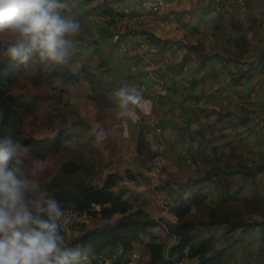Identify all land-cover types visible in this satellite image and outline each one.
Returning a JSON list of instances; mask_svg holds the SVG:
<instances>
[{"label":"trees","instance_id":"trees-1","mask_svg":"<svg viewBox=\"0 0 264 264\" xmlns=\"http://www.w3.org/2000/svg\"><path fill=\"white\" fill-rule=\"evenodd\" d=\"M93 1L84 0V3ZM121 1L96 0L97 5L87 9H80L76 2L70 5L74 8L72 11L84 19L85 25L90 23L93 15L102 20V14H112L115 6L129 8L130 12L121 10L117 13L118 20L109 22H117L124 16L133 20L136 14L141 17L140 12H133L127 2L122 4ZM136 8L142 13L147 10ZM121 38L122 35H116L115 42ZM153 42V47L161 45V40ZM98 51L96 56L104 63L103 52ZM77 63L74 56L63 65L40 63L38 60L22 65L3 54L0 59V112L4 114L0 135L10 130L24 145H31L37 158L69 152L74 158L62 162L59 170L42 186L59 199L63 207L87 210L93 219L103 220L97 226L82 223L74 234H64L70 246H83L89 254L90 264H121L129 258L133 249L144 253L142 264H180L187 260H193L192 264H241L236 258L238 237L234 233L237 230L250 237L249 242L244 244V250L253 244L264 248V218H241L243 211L252 208L263 215L261 203L264 195L259 180L264 178V119L260 110H254L249 116L250 110L243 111L241 122L244 126L249 124V127L239 132L240 151L229 137L223 136L227 139L223 147H229V150L220 151L212 158L210 168L205 169L201 176L188 180L189 187L193 189L181 195L177 203L170 207L175 217L170 222L151 216L145 208V200H131L122 186L126 180L133 179L131 169L119 173L111 168L112 160L105 159L104 146L107 143L113 147L117 144V139L110 136L105 124V113L110 106L107 90L97 83L96 75L89 67L81 65L78 68ZM232 68L235 72L236 68ZM82 76L91 89L87 95L92 104L90 110L78 109L73 99L80 93ZM28 90L35 92L28 93ZM44 92L48 97H42ZM42 103L55 107L53 115L59 119L60 125L48 141L26 138L25 125L29 119L38 117ZM58 108L61 111H57ZM94 127L105 129L107 135L103 140L90 134ZM246 131L250 132V137L243 136ZM146 133V128L140 124L136 149L139 155L152 160L154 150ZM105 169L108 171L102 180L96 182L95 179ZM223 174L249 179L254 186L253 199H244L240 206L235 204V193L238 191H232L236 186L231 179H221ZM69 178L71 182L67 181ZM208 179L213 182V189L219 196L217 200L213 199L214 204L209 202L210 192L205 186ZM92 204L100 207L96 209ZM156 227L164 228L165 233L173 237L167 257L163 255L165 243L154 230ZM144 236L148 240L143 242L142 249Z\"/></svg>","mask_w":264,"mask_h":264},{"label":"crops","instance_id":"crops-1","mask_svg":"<svg viewBox=\"0 0 264 264\" xmlns=\"http://www.w3.org/2000/svg\"><path fill=\"white\" fill-rule=\"evenodd\" d=\"M126 1L141 17L138 22L130 16L123 17L125 33L121 41L127 43L129 54L123 59L125 62L113 63L117 79L109 86V94L115 98L113 93L123 76L131 80L158 81L159 96L142 94L138 119L160 120L164 125L160 137L168 147L165 157L173 161L179 159L188 168L193 167L187 172L199 169L198 173L202 174L212 166L215 155L229 150L223 147L227 142L223 136L229 137L240 151L239 132L249 127L241 122L243 111L250 110L249 116L254 110H260L264 119V0H247L246 18L231 26L228 19L232 16L218 11L216 6L236 0H177L168 12L178 16L185 25L166 30L154 22L151 12L142 13L136 8L141 0ZM75 2L80 9H85L80 0ZM247 28L254 31L253 43L246 34ZM153 40H161V45L153 47ZM103 56L110 61L109 53L103 51ZM229 66L236 71H230ZM222 117H227L224 124L219 123ZM121 123L123 131L125 127H140L138 121ZM243 136L250 137V132L246 131ZM203 160L210 163L202 165ZM245 188L249 190V184ZM191 189L193 187L186 192ZM171 197L172 207L178 200L175 195ZM170 216L173 222L175 217L172 213ZM154 217L163 218V214ZM93 221L95 226L103 223L100 219ZM76 230L77 227H73L71 235ZM168 253L169 246L165 245L164 257Z\"/></svg>","mask_w":264,"mask_h":264},{"label":"clouds","instance_id":"clouds-1","mask_svg":"<svg viewBox=\"0 0 264 264\" xmlns=\"http://www.w3.org/2000/svg\"><path fill=\"white\" fill-rule=\"evenodd\" d=\"M80 32V20L68 0H0V53L9 60L68 64L73 37ZM113 95L114 115L135 122L141 89L122 83ZM3 120L0 112V125ZM90 134L103 140L107 132L94 127ZM123 134L128 135L126 127ZM43 171L30 162V149L10 130L0 135V264H90L83 246L66 241L65 209L41 185Z\"/></svg>","mask_w":264,"mask_h":264},{"label":"rangeland","instance_id":"rangeland-1","mask_svg":"<svg viewBox=\"0 0 264 264\" xmlns=\"http://www.w3.org/2000/svg\"><path fill=\"white\" fill-rule=\"evenodd\" d=\"M75 1L77 0H68L71 5H73V2ZM80 2L84 3V0H80ZM126 2V0L121 1L122 4H126ZM84 5L85 9H87L89 7H95L97 5V2L95 0L90 4L84 3ZM73 12L81 23V32L77 36L73 37V56L78 61L77 67L79 68L81 65H84L90 68V70L96 75L97 83L100 84L102 88L107 87L106 92L108 93L107 95L110 101V106L105 113V124L108 127L110 136H113L117 139V144L113 147L111 143H107L104 146V157L105 159L110 158L112 160L111 168L113 170L118 171L119 173H124L125 169L127 168L131 169L133 179L126 180L122 185L127 190V194L131 200L134 201L135 198L139 200H145V208L151 216L154 217L157 214H163V218L171 222L170 207L173 202L171 196H177L175 199L178 200L181 195H184L187 190H190L188 180L192 177L201 176L203 173L199 174V169H196V172H187V170L193 169V167L188 168V166L185 163L181 162V160L179 159L173 161L169 160L168 157H164V166L162 167L160 173V191L155 192L153 190V164L155 163V160L154 158L152 160H148L144 156H141L137 153L136 136L139 127L127 128L128 135L124 136V131L121 123L122 121L114 115V109L116 105L115 98H113L112 94H109V86L115 84V80L117 79L116 73H114L112 69L114 67L113 63L120 64L121 62H125L123 59H125L126 56H128L129 54V52L127 51L129 49L127 48V43L122 42L121 40L115 42L116 35L120 34L123 36V34L125 33L123 30L125 19L122 17L117 22H104L99 19L98 15H93L91 16L90 23L85 25L83 24L84 19L79 17L77 15V12ZM167 13V10H165V15H167ZM181 24L182 26L180 28L185 25V22L181 21ZM160 28L166 30L161 26ZM142 48L143 47H141L140 49ZM124 49H126V52L122 51ZM96 50L100 51H98V53H102L103 51L109 53L110 61H105L103 63L96 56ZM1 56L2 53H0V59ZM124 66V63H122V69H124ZM104 70L108 74V77L106 78H102L101 76ZM122 78H120V80ZM120 80H118V82H120ZM79 89V95H76L73 98L77 108L80 110L92 109V104L89 98L87 97L91 89L87 81L84 80V76H82V81L80 83ZM27 92L34 93L35 90H28ZM144 94L149 95V92L147 91ZM42 97H48V94L44 92L42 93ZM53 108L55 107L52 106L50 103H42L39 106L38 117L29 119L25 125L26 138H31L32 140L39 139L41 141H48L55 134L60 125V122L59 119L54 117ZM56 110L61 111V108H58ZM149 119L150 118L137 119L136 121H138L139 126L141 124L147 127L148 134L146 133V136L151 144V148L155 150L156 144H158V142L162 139L159 133L154 132L150 129L148 123ZM225 119H227V117L220 118L219 123L224 124ZM26 146H28V148L30 149V162L37 164V166H43L44 168L43 174L39 177L41 185L51 179V177L59 170V167L62 162L74 158L69 152L37 158L31 149V145L26 144ZM187 163H189L190 165V162ZM206 163L209 164V160L202 161V165H205ZM107 171L108 169H105L103 172H101L99 176L95 179V181H101ZM221 179H231L233 181V185L236 187L232 191H238L237 193H235L234 203L238 204L239 206L242 204L244 199H248V197L253 198V196L255 195L254 186L250 184L251 182L249 181V179L244 180L240 177V175L226 176L224 174L221 176ZM67 181L71 182L72 180L69 178ZM259 183L261 184L260 188L263 191L264 195V178H261L259 180ZM246 184L250 185L249 190L245 188ZM205 186H207V191L211 194L209 202L214 204V200H217L219 196L216 195L217 192H215L213 189V182L208 179L206 180ZM162 197H166L169 199L168 205L162 204ZM261 209L263 211V215H260V213L255 212L252 208L248 211H243L241 214V218L260 220L264 218V201H262L261 203ZM93 220L94 219L92 218L90 221V225H93ZM80 224V222H77L72 226V228H78L80 227ZM154 230L162 238L165 245L169 246L173 243V237L169 234H166L164 228L156 227ZM244 233L245 232H241V230H237L234 233V236L238 237L236 256L237 260L241 264H264V248L261 245L253 244L244 250V244L248 243L250 240V237L246 235L247 233ZM69 235H71V231ZM147 240V237L144 236L142 242L145 243ZM140 248L144 249L143 247ZM183 264H192V262L187 260L184 261Z\"/></svg>","mask_w":264,"mask_h":264},{"label":"built area","instance_id":"built-area-1","mask_svg":"<svg viewBox=\"0 0 264 264\" xmlns=\"http://www.w3.org/2000/svg\"><path fill=\"white\" fill-rule=\"evenodd\" d=\"M177 0H153L148 2L147 0H143L141 4L138 5L139 8H147V11L151 12L153 15L154 22L160 27L165 29H172V28H180L182 26L181 21L174 16L173 14L168 12L169 8H172L176 4ZM235 4L238 5V9L235 10ZM216 8L218 11L226 13L232 17L228 19V26L233 25L236 21H244L246 18V14L248 11V2L247 0H236L235 3H226L222 6L217 5ZM114 12L112 14H102V20L105 22H109L111 20H118L119 15L117 14L121 10L125 13H129V8L120 9V7L115 6ZM165 10H167V15H165ZM139 19V15H135L133 17L134 21ZM228 33V32H227ZM246 34L248 35L249 41L251 43L254 42V31L251 28L246 29ZM121 48V47H120ZM126 52V49L122 50ZM231 71H234L232 66H229ZM133 70V68H131ZM102 78L108 77V74L104 70L101 74ZM172 78L177 79V76H172ZM122 83H129L136 85L143 93L147 91L152 93V96H159L160 93V84L158 81H143V80H131L128 76H124L119 84ZM149 127L152 131L161 134L164 130L163 123L156 119L150 118ZM168 147L164 141H159L156 144V149L154 150V160L155 163L153 164V190L155 192H159V183H160V173L162 170L163 158L165 157L166 151ZM161 202L163 205L169 204V199L166 197L161 198ZM96 209L100 207L98 204H92ZM66 213V222H65V231L64 234L68 235L71 231L72 226L80 222L84 225H90V221L92 219L91 215L87 212V210H76L73 208L64 207ZM144 257V253L139 249H133L130 253V256L127 260L122 262L121 264H142Z\"/></svg>","mask_w":264,"mask_h":264},{"label":"bare ground","instance_id":"bare-ground-1","mask_svg":"<svg viewBox=\"0 0 264 264\" xmlns=\"http://www.w3.org/2000/svg\"><path fill=\"white\" fill-rule=\"evenodd\" d=\"M72 10H74V8L72 7Z\"/></svg>","mask_w":264,"mask_h":264}]
</instances>
